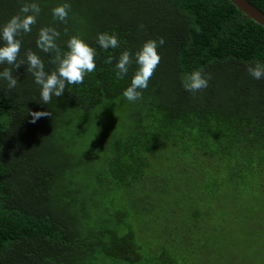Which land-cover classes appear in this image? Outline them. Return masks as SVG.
<instances>
[{"label":"trees","instance_id":"trees-1","mask_svg":"<svg viewBox=\"0 0 264 264\" xmlns=\"http://www.w3.org/2000/svg\"><path fill=\"white\" fill-rule=\"evenodd\" d=\"M24 3L41 11L17 37L20 67L0 63L18 81L0 78V264H264V78L248 73L264 65V27L229 0H0V47ZM45 27L61 54L72 36L96 50L95 70L48 104L26 56L56 70L37 47ZM160 38L142 99L127 100L135 54ZM201 68L211 79L193 95L183 80Z\"/></svg>","mask_w":264,"mask_h":264},{"label":"clouds","instance_id":"clouds-1","mask_svg":"<svg viewBox=\"0 0 264 264\" xmlns=\"http://www.w3.org/2000/svg\"><path fill=\"white\" fill-rule=\"evenodd\" d=\"M71 5L64 3L52 10L53 17L61 22H65L68 17ZM41 9L37 3H24L20 8V14L13 16L10 21L2 29V39L5 41V46L0 47V63L5 61L10 65H15L18 69L20 64H17V57L21 49V40L18 35L31 32V26L36 23V17ZM31 13V14H30ZM60 33L54 28L45 27L40 29L37 39V47L45 53L55 52L56 55L51 61L57 65L56 70L50 74L45 72L44 63L38 55L32 51L26 53L28 68L34 76L35 83L41 86V100L44 104L51 102L53 95L61 97L64 94L66 83L77 85L82 84L86 73H91L95 70L96 50L90 47L81 37L72 36L67 43L69 51L61 54L59 47L56 44V39ZM97 43L101 48L107 50L119 46L118 38L115 34L101 33L98 35ZM165 43L163 38L147 41L142 49L136 55V63L138 70L135 72L131 86L124 92L123 96L129 101L142 99V90H146L148 83L154 71L158 67L161 56L158 54V45L162 46ZM112 57H109L106 63H111ZM22 63V62H21ZM131 64V54L129 51H124L119 58L116 68L118 69L117 78L123 79L127 74L129 65ZM248 73L254 79L260 80L264 78V65L256 62L254 66L248 67ZM0 78L7 80L8 88L14 89L17 86V78L13 77L11 69H5L0 73ZM211 79L210 75H205L204 69L194 70L188 74L183 80V86L186 91L195 95L206 89ZM33 117L32 123H36L41 117H48L50 112H31Z\"/></svg>","mask_w":264,"mask_h":264},{"label":"water","instance_id":"water-1","mask_svg":"<svg viewBox=\"0 0 264 264\" xmlns=\"http://www.w3.org/2000/svg\"><path fill=\"white\" fill-rule=\"evenodd\" d=\"M249 19L264 27V13L253 6L248 0H229Z\"/></svg>","mask_w":264,"mask_h":264},{"label":"rangeland","instance_id":"rangeland-1","mask_svg":"<svg viewBox=\"0 0 264 264\" xmlns=\"http://www.w3.org/2000/svg\"><path fill=\"white\" fill-rule=\"evenodd\" d=\"M84 117L83 118H77V122L79 123V126H78V129H81L82 127H84L85 125H84V123L86 122V121H84ZM81 127V128H80Z\"/></svg>","mask_w":264,"mask_h":264}]
</instances>
